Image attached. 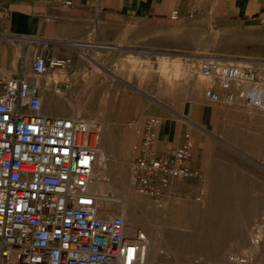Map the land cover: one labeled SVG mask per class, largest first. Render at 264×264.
I'll list each match as a JSON object with an SVG mask.
<instances>
[{
  "label": "crops",
  "instance_id": "obj_1",
  "mask_svg": "<svg viewBox=\"0 0 264 264\" xmlns=\"http://www.w3.org/2000/svg\"><path fill=\"white\" fill-rule=\"evenodd\" d=\"M190 35L217 38L214 48H252L258 51L249 54L264 59V0H0V85L24 77L38 88L47 116H99L111 109L112 121L136 124L140 131L155 116L162 123L155 153L165 156L190 138L191 167L197 168L203 140L198 126L207 109L200 99L192 101L189 88L183 93L188 110L169 103L153 110L144 102L153 98L146 97L131 114L134 104H127L135 98L127 86L155 93L160 63L184 68L190 54L221 51L175 47V38ZM37 57L70 59L72 68L37 75Z\"/></svg>",
  "mask_w": 264,
  "mask_h": 264
},
{
  "label": "built area",
  "instance_id": "obj_2",
  "mask_svg": "<svg viewBox=\"0 0 264 264\" xmlns=\"http://www.w3.org/2000/svg\"><path fill=\"white\" fill-rule=\"evenodd\" d=\"M71 68L70 59L37 57L33 64L37 75ZM199 72L213 82L208 102L239 99L264 113V65L203 56ZM42 105L38 88L22 76L0 85V264H143L148 234H128L121 216L99 217L93 184L102 126L44 115ZM161 124L146 118L132 165L135 192L151 197L163 196L173 179L199 176L190 138L165 156L155 153Z\"/></svg>",
  "mask_w": 264,
  "mask_h": 264
},
{
  "label": "rangeland",
  "instance_id": "obj_3",
  "mask_svg": "<svg viewBox=\"0 0 264 264\" xmlns=\"http://www.w3.org/2000/svg\"><path fill=\"white\" fill-rule=\"evenodd\" d=\"M216 40L197 35L175 38L177 48L221 51L190 54L184 68L181 63L168 68L173 76H169L167 64L160 63L152 96L137 91L136 86H127L135 93L133 101L127 102L134 104L131 114H135L139 98L146 97L153 98L144 101L153 110H161L168 103L182 110L186 87L192 101L200 99L206 105L204 124L193 123L203 138L197 168H193L199 173L197 178L173 179L160 197L135 192L132 165L143 130H138L136 124L112 121L111 109L100 111L99 116H82L102 126L100 147L106 151L111 166L120 164L129 181L136 217L125 223L148 234L152 250L146 264H264V113L253 112L239 101L208 102L205 91L213 82L199 72L203 56L257 67L264 65V59L249 54L258 51L252 48H214ZM166 97L173 100L163 99Z\"/></svg>",
  "mask_w": 264,
  "mask_h": 264
},
{
  "label": "bare ground",
  "instance_id": "obj_4",
  "mask_svg": "<svg viewBox=\"0 0 264 264\" xmlns=\"http://www.w3.org/2000/svg\"><path fill=\"white\" fill-rule=\"evenodd\" d=\"M206 79L211 80L210 78H206ZM237 101H239L240 105L241 102L243 103V101L239 99H237L235 102ZM251 111L256 112L259 110L251 109ZM252 117L253 118L255 117V113L252 114ZM102 135H103V130H102ZM104 151H105L104 148H101L99 145L98 162L94 174V184H93V191L98 201L99 217L111 218L114 216H121L124 219V221L127 219H130L131 221H135L136 203L130 192L129 181H127V177L124 175L120 164L118 166L110 165L108 156L106 155V151L105 152ZM132 185H133V179H132ZM136 230L137 229L133 224L127 226L126 232L130 235H134ZM151 250L152 248L150 247L147 248L143 264L148 263L150 256L149 254Z\"/></svg>",
  "mask_w": 264,
  "mask_h": 264
}]
</instances>
